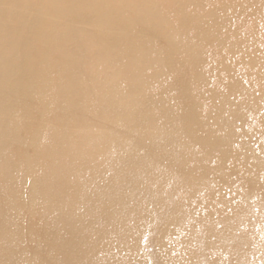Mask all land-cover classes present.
<instances>
[{
  "label": "bare ground",
  "instance_id": "6f19581e",
  "mask_svg": "<svg viewBox=\"0 0 264 264\" xmlns=\"http://www.w3.org/2000/svg\"><path fill=\"white\" fill-rule=\"evenodd\" d=\"M202 2L0 0V264H264V53Z\"/></svg>",
  "mask_w": 264,
  "mask_h": 264
},
{
  "label": "rangeland",
  "instance_id": "374dc122",
  "mask_svg": "<svg viewBox=\"0 0 264 264\" xmlns=\"http://www.w3.org/2000/svg\"><path fill=\"white\" fill-rule=\"evenodd\" d=\"M126 1H130V2H132V6H134L133 4H135V3H137V1L138 0H126ZM156 2H157V4H158V6L160 7V9L162 10V11H164V12H166V11H168L169 13H170V17L171 18H174L173 20L174 21H177L176 19V15L174 14V13H171L172 12V10L174 9V7L181 1H184V0H155ZM193 1H196V0H193ZM203 1V2H202ZM198 0V2H202L205 6H207V7H205V12H207V9H213V8H215V7H218L219 5L220 6H223L224 5V7H225V4L226 5H228L229 6V8L230 9H228L227 10V13H228V11H229V16L231 15V14H235V16L236 17H239L238 19L237 18H232V22H231V26L233 25V30H234V32L236 33H234V35H235V37L236 38H240V39H242V40H245L246 42H248L249 43V46H251V47H249V51H253V52H255V50H258V51H262V53H264L263 52V48H264V19H259V18H257L255 15V13H256V8H255V11H254V7L253 6H250V5H246L248 8H246L243 12H241V14H236L235 13V10H234V7L233 6H235L237 3H241L242 1L241 0H221V1H219V0ZM245 1L247 2V0H243V3H245ZM261 1V0H260ZM174 2V3H173ZM211 2V3H210ZM219 2V3H218ZM263 3V5H264V0L262 1ZM232 3V4H231ZM175 6H174V5ZM245 4H247V3H245ZM171 6V7H170ZM232 6V7H231ZM170 7V8H169ZM210 7V8H209ZM253 7V8H252ZM252 11H254V15L252 16V14H253V12ZM205 12H203V13H205ZM233 12V13H232ZM246 12H249V13H252L251 14V16H250V14L248 15ZM263 12H264V7H263ZM226 13V14H227ZM244 13H246L248 16H250V17H247V15L246 14H244ZM174 14V15H173ZM244 16H246V17H244ZM255 17V18H254ZM176 18V19H175ZM244 19V20H243ZM252 19H256V21H253ZM242 20V21H241ZM250 20V21H249ZM252 20V21H251ZM238 21H239V23H238ZM243 22V23H242ZM253 22L255 23V24H253ZM263 22V23H262ZM243 25V26H242ZM252 28H251V27ZM257 28H256V27ZM239 27H241V28H239ZM247 27H249V28H247ZM246 28V29H245ZM252 31H251V30ZM241 31V32H240ZM251 31V32H250ZM251 34H250V33ZM253 32V33H252ZM254 32H256V33H258V34H256V33H254ZM240 33V34H239ZM249 33V34H248ZM254 34V35H253ZM239 35V36H238ZM250 35H252V37L254 38H252ZM256 35V36H255ZM245 37V38H244ZM249 37V38H248ZM256 37V38H255ZM248 38V39H247ZM252 38V39H251ZM256 39V40H255ZM259 40V42H258V40ZM256 43V45L254 46L253 45V43ZM260 42H263V44L261 43L260 44ZM251 44V45H250ZM257 46H259V47H257ZM217 50V51H216ZM221 51L220 53H221V55H220V53H217L218 51ZM226 50V51H225ZM213 51H215V52H213ZM207 52L208 53H206V56H207V58H208V61L209 62H211L212 63V65H211V67L213 66V68L214 69H211L212 71H210V69H209V71H210V73H209V75H211V76H209V77H211L209 80H210V85L209 86H215V85H218V83H222L223 82V84L222 85H226L227 83H228V81H227V79L225 78V77H220L219 79L220 80H218L217 79V77L219 76V75H217L216 76V74L215 73H218L217 72V69H215V68H217V63L219 62V61H221V60H226L228 63H237L239 60H241V61H243V56H242V54L241 55H230V52L228 51V49L227 48H223V47H219V46H210L208 49H207ZM211 52H212V54H211ZM226 52H227V54H226ZM252 52V53H253ZM209 54V55H208ZM224 56V57H223ZM237 57V58H236ZM212 58V59H211ZM229 58H231V59H229ZM211 60V61H210ZM216 61H218V62H216ZM237 61V62H236ZM216 62V63H215ZM243 67H242V66ZM241 65H240V67L239 68H241V70H242V72L244 73V76H245V73H246V75H247V73L250 71V67H249V65L248 64H244L243 65V63H241ZM247 65V66H246ZM211 67H209V68H211ZM249 70H248V69ZM184 71V73H186V75H188L189 74V76H190V74L191 73H189L190 71H186V69L185 70H183ZM264 71V70H263ZM255 72H256V70H255ZM249 74V73H248ZM216 76V77H215ZM195 77V76H194ZM208 77V78H209ZM247 78L248 79H250V80H247ZM254 78H252L250 75H247V76H245V80H246V82H249V83H251V82H254V88L258 91V92H260V91H262L263 90V86L261 87V84H259L258 82H256L255 80L254 81H252ZM220 81V82H219ZM226 83V84H225ZM260 85V86H259ZM204 89H207V87H204Z\"/></svg>",
  "mask_w": 264,
  "mask_h": 264
}]
</instances>
